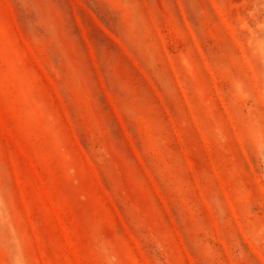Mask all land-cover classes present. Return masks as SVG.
Wrapping results in <instances>:
<instances>
[{
    "label": "rangeland",
    "instance_id": "obj_1",
    "mask_svg": "<svg viewBox=\"0 0 264 264\" xmlns=\"http://www.w3.org/2000/svg\"><path fill=\"white\" fill-rule=\"evenodd\" d=\"M0 264H264V0H0Z\"/></svg>",
    "mask_w": 264,
    "mask_h": 264
}]
</instances>
